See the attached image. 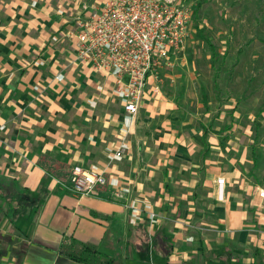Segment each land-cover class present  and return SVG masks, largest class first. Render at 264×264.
<instances>
[{"label": "crops", "instance_id": "1", "mask_svg": "<svg viewBox=\"0 0 264 264\" xmlns=\"http://www.w3.org/2000/svg\"><path fill=\"white\" fill-rule=\"evenodd\" d=\"M67 11L0 0V264H81L60 252L72 241L114 264H264L258 190L238 174L218 186L209 157L202 170L176 167L160 92L130 119L113 103L114 76L76 59ZM75 164L107 184L82 195L59 183Z\"/></svg>", "mask_w": 264, "mask_h": 264}, {"label": "rangeland", "instance_id": "2", "mask_svg": "<svg viewBox=\"0 0 264 264\" xmlns=\"http://www.w3.org/2000/svg\"><path fill=\"white\" fill-rule=\"evenodd\" d=\"M52 1L68 7L71 27H76L83 6L94 3ZM183 2L191 11L188 36L181 48L153 67L165 108L164 130L172 141L168 155L187 171L204 169L199 160L209 157L215 177L227 176L232 182L238 174L256 190L264 188V0ZM109 87L113 92V85ZM112 92L113 103L121 108L120 97ZM143 147L144 155L164 152L147 147L145 153Z\"/></svg>", "mask_w": 264, "mask_h": 264}, {"label": "built area", "instance_id": "3", "mask_svg": "<svg viewBox=\"0 0 264 264\" xmlns=\"http://www.w3.org/2000/svg\"><path fill=\"white\" fill-rule=\"evenodd\" d=\"M190 20L191 11L183 0H102L98 4L94 0L76 18L75 56L94 70L114 76V92L126 115L134 119L145 95L160 91L153 67L183 46ZM123 150L119 147L112 157L119 158ZM58 182L86 195L106 185L107 179L102 171L75 164L67 183ZM216 182L221 186L224 178ZM258 195L264 197V188ZM155 217L150 211V220Z\"/></svg>", "mask_w": 264, "mask_h": 264}, {"label": "trees", "instance_id": "4", "mask_svg": "<svg viewBox=\"0 0 264 264\" xmlns=\"http://www.w3.org/2000/svg\"><path fill=\"white\" fill-rule=\"evenodd\" d=\"M60 252L81 264H114L113 257L104 254L93 244L72 241L70 246L62 245Z\"/></svg>", "mask_w": 264, "mask_h": 264}]
</instances>
